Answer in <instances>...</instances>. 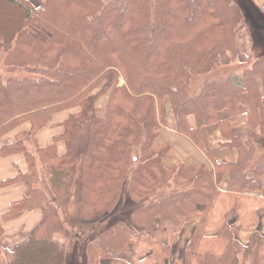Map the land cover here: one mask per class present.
<instances>
[{"label": "trees", "instance_id": "1", "mask_svg": "<svg viewBox=\"0 0 264 264\" xmlns=\"http://www.w3.org/2000/svg\"><path fill=\"white\" fill-rule=\"evenodd\" d=\"M242 18L233 0H46L43 7L0 0V54L6 53L7 73L0 76V137L29 124L0 146L1 157L22 154L26 171L0 186L25 184L22 199L10 206L13 216L25 209L43 214L12 251L0 249V264L64 263L62 245L53 238L63 234V225L38 186L40 172L59 197L77 181L81 222L112 213L123 200L132 205L126 217L117 216L88 244L86 264H97L154 231H177L198 214V204L206 223L225 173L228 189L234 183L239 189L259 185L264 147L257 153L256 139L264 136V57L240 74L200 79L236 60ZM246 98L248 130L223 142L239 152L236 161L215 169L164 164L170 146L156 140L165 102L176 130L192 134L217 122L219 110L236 115ZM63 111L66 118L55 123L62 132L39 146L36 134ZM189 115L195 131L185 128ZM58 142L65 145L62 154ZM204 223L188 243L187 264H257L262 237L253 234L241 245L232 227H219L218 254L212 244L198 252Z\"/></svg>", "mask_w": 264, "mask_h": 264}, {"label": "crops", "instance_id": "2", "mask_svg": "<svg viewBox=\"0 0 264 264\" xmlns=\"http://www.w3.org/2000/svg\"><path fill=\"white\" fill-rule=\"evenodd\" d=\"M29 1L35 7H43L46 3V0ZM242 35L243 33L240 34ZM239 40L238 38V44ZM245 42L248 47L244 38L243 44ZM162 107L164 123L158 130L156 141L158 144L170 146L169 152L163 158L166 166L198 164L207 169H215L217 164L234 162L240 157L235 148L224 146L223 142L227 136L235 137L248 130L246 121L249 102L247 98L239 106L236 115L230 116L226 109L219 110L217 122L203 125L197 130L194 117L187 116L185 128L188 131L196 130L197 132L192 133L193 135L177 131L169 104L165 102ZM67 114V111H63L50 117L49 123L52 126H45L36 134L39 146H46L54 136L62 132V126L55 123L66 118ZM28 128L29 124L25 123L0 137V146L13 142L18 132L26 131ZM57 149L59 154L65 152L64 143L58 142ZM18 171H26V162L22 154L0 156V183L14 179ZM233 185V189L227 188V173H225L218 185L219 194L212 208L205 214L206 223L203 222L204 206L198 204L195 208L198 214L184 222L177 231L170 233L168 229H161L145 237L134 239L124 250H112L104 258H100L97 264H187L188 243L203 223L204 231L196 250L205 240L214 245L213 248L218 254L220 249L217 247L222 243L218 232L219 227L222 226L232 227L234 238L241 245H246L253 234L260 235L264 240V176L260 177L259 185H253L250 182L247 184L248 187L243 189L238 188L240 183ZM24 190L25 184L18 180L0 186V225L3 231L0 237L1 250L12 251L15 245L25 240L42 222L43 214L40 209H25L18 212L16 216L11 213L10 206L22 199ZM216 207H219L220 211L217 214L214 212ZM63 236L64 233L54 234L53 238L62 245L65 240ZM257 264H264V245L259 253Z\"/></svg>", "mask_w": 264, "mask_h": 264}, {"label": "rangeland", "instance_id": "3", "mask_svg": "<svg viewBox=\"0 0 264 264\" xmlns=\"http://www.w3.org/2000/svg\"><path fill=\"white\" fill-rule=\"evenodd\" d=\"M242 13V23L244 27L243 35H238L239 44L236 42L238 53L236 60H231L227 64H220L216 66L210 72L201 76L200 79L210 78H224L229 74H240L243 69L250 67L251 64L258 58L264 57V0H233ZM241 33V34H242ZM245 42L243 44V41ZM239 47V48H238ZM5 55L0 54V76L7 75L5 69ZM122 81V79H120ZM121 83V82H120ZM107 96L101 98L99 104L105 103ZM83 132V130H82ZM84 133V132H83ZM81 134L79 138V149L83 142L84 134ZM257 141V153L260 152V148L264 147V136L256 139ZM38 186L43 189L47 195L48 201L54 204L59 212L60 219L64 230V243L62 244L64 263L63 264H86L87 245L92 242L96 234L101 232L109 223L114 219H117L119 215H124L132 205L126 200H123L119 208H116L112 213L88 224L81 222L76 206V196L78 183L75 181L68 194L65 197H59L51 194L49 185L42 172H40V182ZM135 206V205H134ZM215 214L219 211V207L214 208ZM211 243L203 240V243L199 245L197 251L206 250ZM201 249V250H200Z\"/></svg>", "mask_w": 264, "mask_h": 264}]
</instances>
